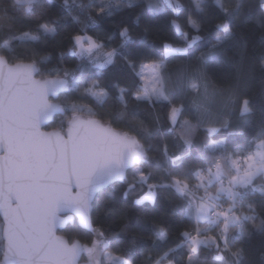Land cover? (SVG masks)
<instances>
[{
  "label": "snow or ice",
  "instance_id": "1",
  "mask_svg": "<svg viewBox=\"0 0 264 264\" xmlns=\"http://www.w3.org/2000/svg\"><path fill=\"white\" fill-rule=\"evenodd\" d=\"M0 3V264H78L82 253L87 255V264H105L110 241L104 229L94 226L92 216L99 192L108 187L115 192L118 183L124 186V199L139 193L133 200L136 206L154 205L161 189L174 190L186 202L189 226L180 233L175 247H168L158 258L145 255L147 264H175L172 256L177 248L186 249L187 264H204L200 253L205 250L211 254L207 264H245L246 250L242 244L237 246L238 237L250 235L249 224L264 232V184L258 183L264 181V129L255 150L242 154V150L229 152L222 141L212 139L230 127L228 120L219 127H204L209 138L205 148L210 153L206 166H184L195 134L210 115L206 104L196 99L201 96L200 82L206 98L208 63L226 56L228 43L242 39L232 24L239 18L244 0H213L218 9L213 13L207 10V0H191L192 8H186L181 0H163V6L158 0H147L153 15L171 9L174 17L169 24L174 31L173 40L162 42L158 53L144 56L132 47V26L126 21L114 23L112 33L97 31L117 11L137 6V0H61L62 12L55 19H47L55 0ZM259 7L264 10V0H259ZM73 8L78 12L74 14ZM210 14L215 15V27L223 34L195 56L196 74L191 79L196 82L189 83L184 73L173 81L168 61L193 56L205 39L203 17ZM61 21L77 27L69 36L70 47L60 53V62L45 69L42 65L50 62L51 55L41 54L43 50L35 45L42 37H55ZM141 22V16L133 21L136 26ZM258 22L264 27V11ZM149 31L145 25L142 41ZM28 45L32 47L16 51L18 46ZM65 57L75 58V67L64 66ZM118 63L143 83L114 85L117 103L111 122L92 118L96 114L91 108L67 99L78 94L76 99L92 98L103 106L112 97L105 75ZM261 67L264 69V53ZM239 89L238 78L228 90L230 103H235ZM185 92L196 97L191 101L194 115L198 114L195 124L184 118L189 110ZM61 95L64 102H55ZM127 97L152 107L155 134L171 136L183 146L180 154L170 151L163 139L154 148L153 129L137 120L138 113L129 110ZM158 104L163 106V116L156 111ZM69 111L72 115L62 120L58 129L41 130L54 116ZM252 111L250 100L242 98L239 115ZM113 123H124L128 131L114 128ZM153 151L159 158L149 155ZM256 192L259 202L249 200ZM69 223L87 229L95 239L87 244L57 236V228ZM132 231L129 225L121 229L122 233ZM154 231L157 240L166 239V229L154 225ZM131 243L128 257L118 258L117 264H135L134 236Z\"/></svg>",
  "mask_w": 264,
  "mask_h": 264
},
{
  "label": "trees",
  "instance_id": "2",
  "mask_svg": "<svg viewBox=\"0 0 264 264\" xmlns=\"http://www.w3.org/2000/svg\"><path fill=\"white\" fill-rule=\"evenodd\" d=\"M158 2L163 6V0H158ZM181 2L186 8H192L191 0H181ZM85 3H87V0H85ZM0 7H3L2 3H0ZM206 7L209 13H213L214 10L218 12L213 0H207ZM262 11L264 10L260 9L259 0H244V7L240 12L239 18L232 24V30L242 39L238 38L236 41L228 43L226 45V56L217 57L208 63L207 76L210 83L207 97L205 98L204 95V84L202 81L200 82V97L196 98L194 94L185 92L184 99L189 110L185 112L184 118L191 119L193 124L196 123L195 115L198 114L194 115L195 110L191 105L193 98L205 103L210 114L193 138V147L190 149L191 155L186 159L184 165L186 169L198 167L201 164L206 166V160L210 158V153L205 148V144L209 142V138L203 129L207 126L219 127L220 122L225 119L229 121L230 127L221 129L220 132L213 135L212 139L222 141L229 152L242 150V154H247L248 151H252L255 148V144L258 142L257 138L261 130L264 129V69L261 67V55L264 53V27L258 22ZM60 12H62L61 0H55V6L51 8L47 19H55L56 14ZM73 12L75 14L78 10L73 8ZM137 16L142 17V22L139 26L133 23ZM173 17L174 14L171 9L153 15L148 9L147 0H137V6L132 9L125 8L122 11H117L97 31L112 33L113 24L124 20L132 26V47L139 48L141 56L149 53L156 54L159 52L162 42H171L173 40L174 30L169 24V19ZM203 19L204 30L202 35L205 39L200 44L199 49L193 56L177 57L168 61V72L171 74L173 81L178 75L184 73L189 79V83L196 82L191 79L196 74L195 56L199 55L200 51L207 50L211 44L215 43V38L223 34L222 31H218L215 27V15L210 14L203 17ZM145 25L149 27L150 31L148 38L142 41L141 37H143ZM31 27L35 28V25H31ZM76 27L70 21H61L55 37L47 39L42 37L41 43L35 45V47L43 50L41 54L48 53L51 55L50 62L42 65L43 68H53L60 62V53L66 52L67 48L70 47L69 36ZM2 35L0 34V39H2ZM116 42H119L118 37ZM24 47H32V45L18 46L16 51L20 52ZM76 62L73 57H65L63 64L67 67H75ZM216 62L219 65H216ZM224 67L233 70V76L228 83H225L227 73ZM238 78L240 80L239 93L235 97V103H230L228 90ZM104 83L112 92V97L103 106L98 105L92 98L76 99L78 94H73L67 99L69 101L75 100L77 104L91 108L96 114L94 117L103 122H111V117L116 111L114 105L117 103L115 99L117 90L114 85L119 83L120 87H132L134 84L141 82H138L136 77L122 63H118L116 67L106 73ZM185 88H187V84ZM244 97L250 100L253 111L251 114L242 117L239 115V105L240 100ZM65 99V96L61 95V102H64ZM127 99L129 100V110L138 113L137 120H143L153 129L154 139L152 143L154 148H158L163 139L167 141L170 151H176L177 154H180L183 146L177 145L171 136L162 138L155 134L156 126L153 123L152 107L148 104H136L131 101L130 97H127ZM156 111L163 116L164 109L162 105L158 104ZM71 115L72 113L69 111L66 115L56 116L48 127L58 129L60 122L62 120L67 121ZM209 120L213 123H208ZM163 123L164 127L167 128V122L164 121ZM112 126L122 131H128L124 123H113ZM149 155L159 158L157 151H153ZM258 183L264 184V181H259ZM115 187L117 189L115 192L111 187L99 192L95 201L96 210L92 216L94 226L104 229L106 236L109 238L110 243L106 251L127 258L129 249L132 247L131 237L134 236L137 241L136 250L132 254L135 264H147L144 257L148 253L158 258L168 247H175V244L180 239V233L189 226L186 202L178 198L174 190L161 189L154 205L146 202L145 205L136 206L133 204V200L138 198L139 193L124 199L122 196L124 186L118 183ZM200 194L202 195L203 193L201 192ZM248 199L259 202V192L250 195ZM0 223H2L1 217ZM75 223L78 225L77 219ZM125 225H129L133 231L131 233H122L121 229ZM154 225L166 229L167 236L165 240H157ZM247 227L250 230V235L238 237L237 240V246L242 244L246 250L245 264H264V232L252 229L250 224ZM60 233L69 240L79 239L82 243L87 244H90L95 239V236L90 234L88 230L81 227H73L72 223L68 224ZM118 233L120 234L119 239L116 238ZM185 253L186 249H176L175 254L172 256L175 264H187L184 258ZM2 256V253H0V259H2ZM86 256V254L83 255L82 259L86 258ZM200 259L204 264H207L211 260V254L205 250L200 253Z\"/></svg>",
  "mask_w": 264,
  "mask_h": 264
},
{
  "label": "water",
  "instance_id": "3",
  "mask_svg": "<svg viewBox=\"0 0 264 264\" xmlns=\"http://www.w3.org/2000/svg\"><path fill=\"white\" fill-rule=\"evenodd\" d=\"M37 79H40V77L39 76H37L36 77ZM55 102H57V103H61L60 101H55ZM56 116H59V115H56ZM56 116H54V120H55V118H56ZM92 118H94V119H97V120H100V119H98L97 117H92ZM101 122H103L102 120H100ZM53 121H49V122H47L45 125H42L41 126V130L42 131H48V132H50V131H53V130H56V129H54V128H48V125L50 124V123H52ZM115 128V127H114ZM117 129V128H116ZM119 130V129H118ZM106 189V188H105ZM62 216L64 215V213H62L61 214ZM1 217V219H3L2 218V216H0ZM77 221H78V218H77ZM70 224V223H69ZM68 225V224H67ZM67 225H65L63 228H57V230H56V234H57V236H61V237H64V238H66V239H68L66 236H64L63 234H61L60 233V231H62L63 229H65L66 228V226ZM87 230V229H86ZM81 242V241H80ZM82 243V242H81ZM83 255H85V254H81V257L79 258V260H78V264H87V261H82V257H83ZM2 259H3V256H2Z\"/></svg>",
  "mask_w": 264,
  "mask_h": 264
},
{
  "label": "rangeland",
  "instance_id": "4",
  "mask_svg": "<svg viewBox=\"0 0 264 264\" xmlns=\"http://www.w3.org/2000/svg\"><path fill=\"white\" fill-rule=\"evenodd\" d=\"M216 65H219V63H215ZM224 69H226V73H227V76H226V80H225V83H228L229 82V80L232 78V76H233V70L232 69H230V68H227V67H224ZM147 71V70H146ZM141 83H143V82H141ZM115 255L113 254V253H111V252H108L107 253V251H106V259H105V263H109V264H117V259L116 258H113ZM117 257V256H116ZM82 261H84L83 259H82Z\"/></svg>",
  "mask_w": 264,
  "mask_h": 264
},
{
  "label": "crops",
  "instance_id": "5",
  "mask_svg": "<svg viewBox=\"0 0 264 264\" xmlns=\"http://www.w3.org/2000/svg\"><path fill=\"white\" fill-rule=\"evenodd\" d=\"M108 253V252H107ZM115 256L113 257V258H116L117 260H118V258H121L120 256H118V255H116V254H114ZM117 256V257H116ZM164 264H167V262L166 263H164Z\"/></svg>",
  "mask_w": 264,
  "mask_h": 264
},
{
  "label": "flooded vegetation",
  "instance_id": "6",
  "mask_svg": "<svg viewBox=\"0 0 264 264\" xmlns=\"http://www.w3.org/2000/svg\"><path fill=\"white\" fill-rule=\"evenodd\" d=\"M60 99H61V96H60ZM59 99V101L61 102V100ZM62 103V102H61ZM49 128V127H48ZM84 261H87V256L86 258L83 259Z\"/></svg>",
  "mask_w": 264,
  "mask_h": 264
},
{
  "label": "built area",
  "instance_id": "7",
  "mask_svg": "<svg viewBox=\"0 0 264 264\" xmlns=\"http://www.w3.org/2000/svg\"><path fill=\"white\" fill-rule=\"evenodd\" d=\"M254 150H255V148L252 151H254Z\"/></svg>",
  "mask_w": 264,
  "mask_h": 264
}]
</instances>
